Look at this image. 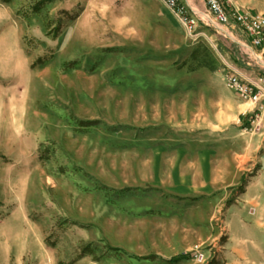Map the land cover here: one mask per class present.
Masks as SVG:
<instances>
[{
  "label": "rangeland",
  "instance_id": "obj_1",
  "mask_svg": "<svg viewBox=\"0 0 264 264\" xmlns=\"http://www.w3.org/2000/svg\"><path fill=\"white\" fill-rule=\"evenodd\" d=\"M224 31L161 0H0V264H264V110L226 81L264 69ZM204 159L211 226L171 206Z\"/></svg>",
  "mask_w": 264,
  "mask_h": 264
},
{
  "label": "built area",
  "instance_id": "obj_2",
  "mask_svg": "<svg viewBox=\"0 0 264 264\" xmlns=\"http://www.w3.org/2000/svg\"><path fill=\"white\" fill-rule=\"evenodd\" d=\"M161 1L189 35H195L198 21L221 33H224L223 29L225 28H238L249 38L253 48L262 50L261 59L258 62L264 69V15L238 10L234 7L233 0H200L205 7V13L200 15H197L192 9H187L181 0ZM226 81L230 90L236 94L240 101L260 107L264 100L263 74L243 75L232 71L226 76Z\"/></svg>",
  "mask_w": 264,
  "mask_h": 264
},
{
  "label": "crops",
  "instance_id": "obj_3",
  "mask_svg": "<svg viewBox=\"0 0 264 264\" xmlns=\"http://www.w3.org/2000/svg\"><path fill=\"white\" fill-rule=\"evenodd\" d=\"M186 1H187V5L193 10L194 8L190 4L191 2L189 3L188 0H186ZM233 5L238 10H242V11L247 10V11L259 13L262 15L264 14L263 9H261L260 11L259 10L255 11V10H252L250 8H246V4H245L244 0H233ZM197 10L198 11L193 10L194 12H196L197 15L205 13V7L201 2H200V6L197 7ZM232 29L238 30V28H236V27H233ZM241 34H242V37L245 38L246 42L249 43V45L251 47H249L246 44L245 45L242 44V46L246 47L248 49L251 56L255 55V57H260L262 54V50L253 48L251 43H250L249 38L243 32ZM254 59L257 61V65L260 67L258 60L256 58H254ZM231 70L238 72L240 74H243V75H251L252 74V73L251 74L247 73L246 71H243V70H237V68L236 69L231 68ZM259 74L264 75V71L260 72ZM260 109L264 110V100H262V102L260 104ZM178 156H179L178 162L184 161V160H186V162H187V160L190 161V158L186 157L187 155H185V154H178ZM202 161L203 162H202L201 168H200L201 175L199 177L202 178L204 183H202L199 186L200 190L196 188V184H195V182H196L195 176L196 175L193 173V169H188L186 175H184V176L181 175L182 174L181 168L185 167V166L189 167L190 166L189 163H187V164L176 163V165L174 166V168L171 172V178H172V181L174 183V185L172 186V190H171L174 192H173L171 197L174 198L176 200V202H173L171 204V206H173V204H174L175 205L174 208H177L179 210L178 214H180V215L184 214V216H188L190 214V212H193L192 216H193V219L195 221L201 217L204 220V222L207 223V225L211 226L210 221L215 216V212H214L215 205L212 203V201L206 202L205 201L206 198H204L202 200L200 199L197 202H193L194 198L200 197L196 193H200V195L202 197H206V194L210 193L212 191L211 182H210L211 170L209 169V166L207 164L208 160L204 159ZM177 199H179V201ZM200 210H202V211H200Z\"/></svg>",
  "mask_w": 264,
  "mask_h": 264
},
{
  "label": "trees",
  "instance_id": "obj_4",
  "mask_svg": "<svg viewBox=\"0 0 264 264\" xmlns=\"http://www.w3.org/2000/svg\"><path fill=\"white\" fill-rule=\"evenodd\" d=\"M2 1H3V3H10L11 2V0H2ZM187 259H188V256H180V257L168 260V263L177 264V263L182 262V261L187 260Z\"/></svg>",
  "mask_w": 264,
  "mask_h": 264
},
{
  "label": "bare ground",
  "instance_id": "obj_5",
  "mask_svg": "<svg viewBox=\"0 0 264 264\" xmlns=\"http://www.w3.org/2000/svg\"><path fill=\"white\" fill-rule=\"evenodd\" d=\"M220 29H223V28H220ZM223 30H225V29H223ZM224 33H225V31H223ZM226 34V33H225ZM227 35V34H226ZM260 59V58H259Z\"/></svg>",
  "mask_w": 264,
  "mask_h": 264
}]
</instances>
